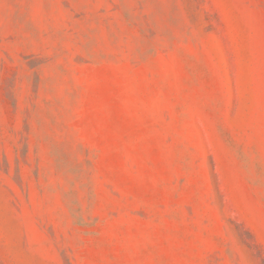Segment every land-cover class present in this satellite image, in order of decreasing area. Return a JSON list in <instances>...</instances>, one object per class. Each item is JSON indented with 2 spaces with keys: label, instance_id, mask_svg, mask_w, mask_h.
<instances>
[{
  "label": "rangeland",
  "instance_id": "374dc122",
  "mask_svg": "<svg viewBox=\"0 0 264 264\" xmlns=\"http://www.w3.org/2000/svg\"><path fill=\"white\" fill-rule=\"evenodd\" d=\"M0 264H264V0H0Z\"/></svg>",
  "mask_w": 264,
  "mask_h": 264
}]
</instances>
